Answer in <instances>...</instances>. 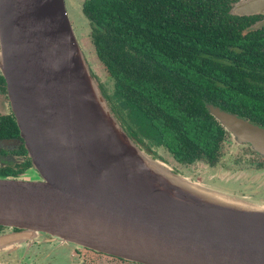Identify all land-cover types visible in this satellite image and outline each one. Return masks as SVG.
Wrapping results in <instances>:
<instances>
[{
  "label": "water",
  "instance_id": "obj_1",
  "mask_svg": "<svg viewBox=\"0 0 264 264\" xmlns=\"http://www.w3.org/2000/svg\"><path fill=\"white\" fill-rule=\"evenodd\" d=\"M229 13L264 14V0ZM0 75L38 178H0V249L49 242L139 264H264V206L189 181L129 137L64 0H0ZM207 110L264 157L263 128Z\"/></svg>",
  "mask_w": 264,
  "mask_h": 264
},
{
  "label": "trees",
  "instance_id": "obj_2",
  "mask_svg": "<svg viewBox=\"0 0 264 264\" xmlns=\"http://www.w3.org/2000/svg\"><path fill=\"white\" fill-rule=\"evenodd\" d=\"M231 8L230 0H84L90 41L113 81L112 95L101 87L103 95L153 158L161 160L153 151L161 147L181 166L219 160L228 133L206 104L231 111L229 96L253 71L243 65L262 67L256 57L264 56L262 49L230 46L238 21ZM234 54L248 63L221 59Z\"/></svg>",
  "mask_w": 264,
  "mask_h": 264
},
{
  "label": "flooded vegetation",
  "instance_id": "obj_3",
  "mask_svg": "<svg viewBox=\"0 0 264 264\" xmlns=\"http://www.w3.org/2000/svg\"><path fill=\"white\" fill-rule=\"evenodd\" d=\"M237 1L238 0H230V6ZM235 17H237L236 19L238 21L233 24L231 28V37L233 42L232 44L230 43V46L236 47L237 49L240 46L248 48L254 47L262 49L264 52V14ZM236 52L237 51L233 53ZM256 58L263 61L262 67L255 68L250 67L249 65H243V67L247 69L251 68L253 71L252 73H245L240 77L242 78V82H240L239 87L235 89V93L229 96L227 104L231 111L210 103L206 104V109L207 106L212 105L225 112L235 114L238 118L247 120L251 124L264 129V56H258ZM221 59H224V61H226L225 63L229 65L240 62L248 63L245 56L237 54L222 57ZM238 67L239 66H237V68ZM232 110L236 111L233 112ZM232 142L238 145L234 140H232L230 134L228 133L224 137L219 160L214 166H209L203 161H199L194 164L204 163L210 168L220 166V164L224 161L223 158L226 157L223 150L224 148L229 150V143ZM238 146L242 147L240 145ZM243 147H248V151L252 157L248 156L244 158L243 156L232 155V153H230L228 156L229 158L226 161L232 166L241 167L242 164L244 165L248 163L253 165L257 171L264 170V157H261L259 154L253 152L249 146ZM232 151H234V149ZM192 165L183 167L187 168ZM32 168L31 160L28 157L24 141L20 136V132L11 109L6 81L4 77L0 75V174L9 175V177L12 178H30L28 173L32 170ZM15 232L18 231L16 230ZM7 233V229L0 227V236H4ZM46 245L52 244L49 242H37L32 245L30 249H36L37 251H34L38 253H35V257H38L37 259L35 258V260L31 258L33 253L27 255L28 252H25V250H27L26 248L18 257V264H139L85 247H72L69 256L65 257L64 263H58L56 262L57 260H55L57 254L53 255V252L56 251L45 249ZM9 251L10 247L0 249V253L6 252L2 255H7V257L11 256V252ZM25 261H28V263Z\"/></svg>",
  "mask_w": 264,
  "mask_h": 264
},
{
  "label": "rangeland",
  "instance_id": "obj_4",
  "mask_svg": "<svg viewBox=\"0 0 264 264\" xmlns=\"http://www.w3.org/2000/svg\"><path fill=\"white\" fill-rule=\"evenodd\" d=\"M64 2L69 21L83 49L94 77L98 80L105 93L109 96L112 95L113 81L98 61L90 41L89 23L81 10L83 0H64ZM233 149L234 151H232ZM248 150V147H239L232 142L229 143V150L224 148L223 153L226 157L223 158L224 161L222 160L223 162L220 166L210 168L204 163H197L191 167L184 168L175 162L163 148H153L155 155L161 158L168 168L183 175L189 181L226 193L228 196L236 197L247 203L264 206V170L257 171L253 165L248 163L242 164L241 167L232 166L226 161L230 153H232V155L243 156L244 158L251 156ZM28 176L33 180L38 179L33 168L28 173ZM31 247L32 246L26 247L25 245L12 246L9 251L11 252L10 257L2 255L6 252H1L0 264H18V257L26 248L27 250H25V252H28L27 255L33 253L34 256L32 255L31 258L35 260V255L38 253L34 251L36 249L31 250ZM45 249L56 251L53 252V255L57 254L55 259L57 260L56 262L64 263L65 257L69 256L72 246H60L58 243H55L53 245H46ZM28 261L25 262L28 263Z\"/></svg>",
  "mask_w": 264,
  "mask_h": 264
},
{
  "label": "bare ground",
  "instance_id": "obj_5",
  "mask_svg": "<svg viewBox=\"0 0 264 264\" xmlns=\"http://www.w3.org/2000/svg\"><path fill=\"white\" fill-rule=\"evenodd\" d=\"M200 193H202V194H204V195H199V194H197V196L200 197L199 199L206 201L205 198H207V197H206L205 195H207V194H205V193H203V192H200ZM206 202H208V201H206ZM214 203H215V202H214ZM225 205H226V204H225Z\"/></svg>",
  "mask_w": 264,
  "mask_h": 264
}]
</instances>
